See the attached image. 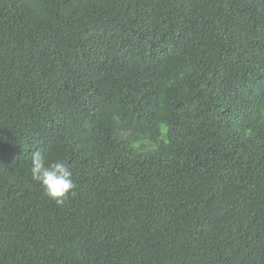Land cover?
I'll return each mask as SVG.
<instances>
[{"label": "trees", "instance_id": "16d2710c", "mask_svg": "<svg viewBox=\"0 0 264 264\" xmlns=\"http://www.w3.org/2000/svg\"><path fill=\"white\" fill-rule=\"evenodd\" d=\"M0 264H264V0H0Z\"/></svg>", "mask_w": 264, "mask_h": 264}, {"label": "clouds", "instance_id": "9594fccd", "mask_svg": "<svg viewBox=\"0 0 264 264\" xmlns=\"http://www.w3.org/2000/svg\"><path fill=\"white\" fill-rule=\"evenodd\" d=\"M30 174L32 180L40 184L44 194L57 206H62L76 187L68 164L62 160L48 162L39 148L32 153Z\"/></svg>", "mask_w": 264, "mask_h": 264}]
</instances>
